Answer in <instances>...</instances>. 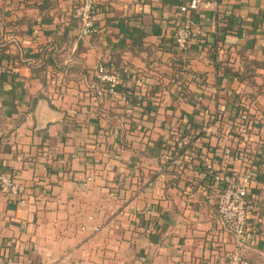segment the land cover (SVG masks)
Here are the masks:
<instances>
[{"label":"crops","instance_id":"obj_1","mask_svg":"<svg viewBox=\"0 0 264 264\" xmlns=\"http://www.w3.org/2000/svg\"><path fill=\"white\" fill-rule=\"evenodd\" d=\"M190 1L97 0L99 33L82 38V0H0V169L19 172L29 201L0 197V264H204L235 248L205 167L241 164L237 110L264 141V0L180 14ZM181 24L202 30L185 52ZM98 65L128 71L115 98L98 95ZM184 117L193 160L181 137L165 147ZM248 171L245 255L264 264V167Z\"/></svg>","mask_w":264,"mask_h":264},{"label":"built area","instance_id":"obj_2","mask_svg":"<svg viewBox=\"0 0 264 264\" xmlns=\"http://www.w3.org/2000/svg\"><path fill=\"white\" fill-rule=\"evenodd\" d=\"M222 0H191L187 5L179 7L180 14H189L199 9L204 3L207 7L218 10ZM97 0H82L81 4L74 11L73 17L79 24L80 37H92L99 33V28L95 19V6ZM177 48L184 52L194 42L202 40V30H194L189 24H181L177 27L174 36ZM96 79L99 82L97 88L100 97L108 95L115 98L117 87L121 85L123 77L128 73L123 68H109L98 65L95 68ZM139 85L143 84L142 79H138ZM185 121L187 120L184 117ZM194 136L184 137L179 143L180 149L189 156L190 160L199 154V146L194 140ZM244 155L239 153L235 161L242 163ZM205 176L210 179V188L214 193V202L217 210L218 220L223 231L235 240V248L225 255L217 256L214 260H209L204 264H251L245 255V248L249 243L248 227L251 203L249 201V186L253 180V171L245 173L218 172L213 165L207 164ZM91 177H86L83 182V191L87 194ZM46 192L43 193L41 203L46 201ZM0 197L10 198L19 206L25 208L28 205V192L25 184L21 180L20 174L16 170L0 169ZM146 213L151 215V209ZM94 231H99L95 227Z\"/></svg>","mask_w":264,"mask_h":264},{"label":"trees","instance_id":"obj_3","mask_svg":"<svg viewBox=\"0 0 264 264\" xmlns=\"http://www.w3.org/2000/svg\"><path fill=\"white\" fill-rule=\"evenodd\" d=\"M174 42H175V40H174ZM189 48L186 51H188ZM2 67H4V64L0 65V69ZM96 80L95 81L93 80L92 82L94 84H96L98 82V80L97 81ZM98 84H99V82H98ZM133 103H136L135 100L133 101ZM234 117H235L234 118V122L240 123V124L242 123L243 126L245 128H247V130H245L243 132V138H242L243 141L246 143V146L243 149H241V150H237L236 149L235 152L230 153V154H232L233 160H235V157L239 153H243V155H244L243 162L238 167H233L232 171L234 173L240 174V173H242V170L243 171H245V170H254V169H260L262 166L264 167V141L261 140V139H256L254 141V137H253V136L256 135V133H255L256 126H254V124L251 122V120H249V119L247 120V116L245 115V112L243 110H242V112L237 110L234 113ZM190 122H191V119H187L186 122H184L185 130H180L179 129V132L172 137L171 141L165 142L166 149L171 151L174 148H176V146L178 145L179 138L180 137L182 138L183 136L186 135V131L189 128ZM247 123L250 124V125H247ZM181 134H182V136H181ZM228 134L233 135L234 138H231V141H232V143L234 145H236V146L240 145V143H241V139L240 138L242 136L237 135V134H235L233 132H229ZM228 134L226 133V137H229ZM249 220H250V218H249ZM152 227H154V224H152ZM250 228L251 227L249 226L248 227V233L251 232ZM252 230H253V234H254V229H252Z\"/></svg>","mask_w":264,"mask_h":264}]
</instances>
